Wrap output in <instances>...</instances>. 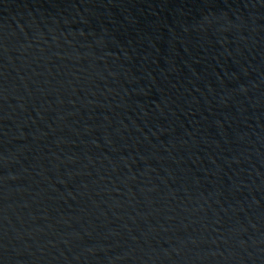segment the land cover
Listing matches in <instances>:
<instances>
[{
	"label": "water",
	"instance_id": "1",
	"mask_svg": "<svg viewBox=\"0 0 264 264\" xmlns=\"http://www.w3.org/2000/svg\"><path fill=\"white\" fill-rule=\"evenodd\" d=\"M0 264H264V0H0Z\"/></svg>",
	"mask_w": 264,
	"mask_h": 264
}]
</instances>
